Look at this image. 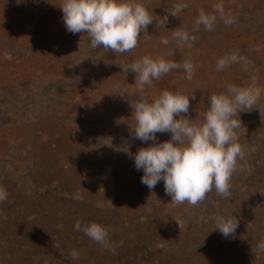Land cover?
<instances>
[{"label": "rangeland", "instance_id": "374dc122", "mask_svg": "<svg viewBox=\"0 0 264 264\" xmlns=\"http://www.w3.org/2000/svg\"><path fill=\"white\" fill-rule=\"evenodd\" d=\"M138 2L154 21L138 37L137 47L124 54L94 49L87 34L67 32L61 0L0 3V187L7 192L0 201V264H38L21 257L28 247L34 250L36 238L53 242L51 252L67 250L64 264H117L123 243L131 245L128 237L139 231L154 237L144 251V264H264V250L257 247L264 240V92L255 109L240 115L244 127L237 130L239 143L255 148L247 151L250 161L246 156L240 162L248 170L233 174L227 198L215 189L210 192L211 209L171 199L146 202L158 189L139 186L132 174L120 178L125 170L131 172V156L152 143L131 133L135 120L130 99L136 102L141 93L135 74L120 67L145 55L181 64L190 60L195 66L191 80L182 69L172 70L145 86L143 96L151 101L163 90L194 95L187 115L199 120L209 97L227 85L264 89V0ZM177 4L183 10L173 17ZM217 5L223 7V17ZM201 10L216 17L211 31L196 23ZM164 16L165 25L160 23ZM228 18L231 23H225ZM176 31L196 39L173 40ZM162 38L169 39L167 47ZM231 54L244 59L218 71L217 61ZM74 124L98 126L97 140ZM118 134L121 147L114 142ZM156 135L157 142L170 139V133ZM45 185L62 189L70 202L45 203L39 197ZM81 201L96 212L114 214L108 219L117 230L87 254L88 261L78 259V244L72 241ZM217 215L238 220L234 236L210 232ZM84 226L81 222V230Z\"/></svg>", "mask_w": 264, "mask_h": 264}, {"label": "clouds", "instance_id": "9594fccd", "mask_svg": "<svg viewBox=\"0 0 264 264\" xmlns=\"http://www.w3.org/2000/svg\"><path fill=\"white\" fill-rule=\"evenodd\" d=\"M59 9L67 32L85 33L90 47L119 54L136 48L138 37L142 32L147 33V27L154 21L138 0H61ZM182 10L183 5L177 4L170 15L175 17ZM215 10L224 16L221 5ZM215 19L201 10L196 23L211 31ZM167 22L168 16L160 21L163 25ZM231 22V18L225 20V23ZM195 39L186 31L173 33V40L187 43ZM160 43L167 47L170 41L162 38ZM238 59L244 58L238 54L221 58L216 68L223 70ZM120 68L125 74L128 71L135 74L134 83L141 93L130 104L135 120L131 133L142 143L152 142L131 156L135 169L143 172L141 183L152 190L163 181L165 194L176 204L187 201L196 206L213 189L222 199L227 198L233 174L248 170L247 164L240 162L245 160L247 151H255L239 143L237 130L243 126L240 115L255 109L264 89L227 85L224 92L209 97L208 107L200 119L193 120L187 114L194 95L163 90L151 101L143 96L145 86H151L154 80L172 70L182 69L184 78L191 80L195 66L190 60L181 64L162 56L145 55ZM157 133H170V139L157 142ZM6 198V190L0 187V201ZM213 223L210 232L219 231L224 238H229L235 235L239 222L230 216L217 215ZM74 230L81 231V222L74 225ZM83 232L101 244L108 238L107 230L96 222L85 225ZM257 247L264 250V240Z\"/></svg>", "mask_w": 264, "mask_h": 264}, {"label": "trees", "instance_id": "16d2710c", "mask_svg": "<svg viewBox=\"0 0 264 264\" xmlns=\"http://www.w3.org/2000/svg\"><path fill=\"white\" fill-rule=\"evenodd\" d=\"M3 1L4 0H0V3H2ZM14 1L16 2V1H27V0H14ZM29 1H32L35 3V1L37 0H29ZM135 99L136 98H131L130 103H134ZM126 103H129V101H126ZM188 117L193 120H196L190 115H188ZM68 124L72 125V123H68ZM73 126L74 128L81 129L84 132V135L88 136L92 141L97 140V137H96L97 132L100 131V128L98 126L94 127V125H88V126L85 125L84 127L83 126L81 127L80 125H77V124H74ZM114 142L116 144H119L121 147V144L123 142L121 134H118L115 136ZM246 156H247L248 161L252 159L251 154H246ZM130 171H131L130 173H127L125 170L124 171L125 173H122V175H120V178H124V179L131 178L132 176L130 174H132L135 177V182L139 186H142L146 189L147 186L141 183V176L143 175V172L137 171L134 167V164L131 165ZM114 182L117 185L116 183L117 180ZM121 182L126 184L125 180L123 181L121 180ZM45 188L47 189H42L43 191L39 194V197L45 200V203H48V201L50 202L52 201L54 205H59L60 203L65 202L64 204L66 205L68 202H70V200H68V196H65L62 189H58V187L47 186V185H45ZM154 189H158L155 197L154 196L146 197L145 199L146 202L159 200V203L163 204L167 202L169 199H171V197L165 194L163 181L159 182L155 186ZM209 194L210 192L207 193L205 199L202 202H200L201 205H203L205 207L204 209L206 210H209L212 208L210 203L208 202ZM51 197H53L54 201L52 200ZM143 201H144V197H143ZM80 205H81V209L78 212L74 213L76 216L75 220L81 221L84 225H87L90 222H96L102 225L108 232V238L112 234L117 235V230L112 229V223L114 222L108 219V218L114 219V216H115L114 214L112 213L110 214L104 209H99L96 212L94 211L95 209L91 206L92 204L87 203L85 201H81ZM112 211H115V209L113 208ZM98 215H102L103 219H100ZM62 224L63 223H61L56 228L57 229L61 228ZM72 233H73L72 237H74L72 241L78 244L77 245L78 246V249H77L78 259L84 258L85 260L88 261L89 257L87 254L91 252L93 249H99V247L104 244V243L103 244L97 243L96 241L90 239L88 236L84 234L83 229L81 231L74 230V232ZM130 237H128V239L131 242V245H128V240L123 243V244H126V246L123 247L122 252L116 257V263L117 264H144L143 262L144 251L149 249L150 242H152V240L154 239L152 233L146 232L144 234V231H139L135 233L134 236H130ZM33 243L35 245L34 244L32 245L31 243V247L34 250L28 247L26 250H30V251L26 252L27 254H24L21 257H26V258L30 257L33 260H35L38 264H64L68 259V251L65 249L63 251H60L61 253L57 252V250L55 252H51L52 251L51 249H53V246H54L53 242L50 243L46 239L36 238ZM58 247H59V250H61V247L60 246Z\"/></svg>", "mask_w": 264, "mask_h": 264}]
</instances>
